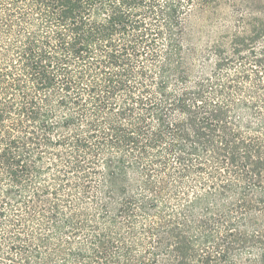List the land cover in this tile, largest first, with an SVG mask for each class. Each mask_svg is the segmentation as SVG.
Wrapping results in <instances>:
<instances>
[{
    "label": "trees",
    "instance_id": "16d2710c",
    "mask_svg": "<svg viewBox=\"0 0 264 264\" xmlns=\"http://www.w3.org/2000/svg\"><path fill=\"white\" fill-rule=\"evenodd\" d=\"M0 264H264V0H0Z\"/></svg>",
    "mask_w": 264,
    "mask_h": 264
}]
</instances>
